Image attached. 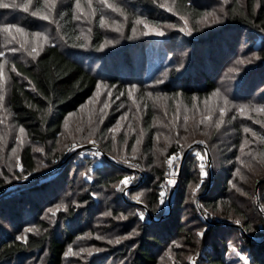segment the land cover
<instances>
[{
  "label": "trees",
  "instance_id": "trees-1",
  "mask_svg": "<svg viewBox=\"0 0 264 264\" xmlns=\"http://www.w3.org/2000/svg\"><path fill=\"white\" fill-rule=\"evenodd\" d=\"M201 1L203 0H174L172 5L174 14L163 10L154 0H124L121 9H124L130 18L139 16L155 27L173 23L176 16L186 18L194 24L210 9L208 4ZM230 5L224 9L225 22L215 29L207 30L201 36L192 38L171 32L168 36L157 39L126 41L119 47L106 50L101 47L105 44L100 23L101 14L96 12L91 28L87 30V37H83L73 18L74 0L58 1L56 16H53L51 24L32 16L30 9V12L26 13L22 8H0V25L14 24L23 28L27 34L42 32L46 28L52 39L51 43L38 51L39 54L35 55V58L26 56L20 59L14 56L10 61L11 68L15 66L16 69L11 70L13 74L11 73L9 77L7 96V114L11 122L17 128L24 129L23 132L31 143L41 146L46 152H52L55 150L66 117L76 113L100 84H106L115 90H123L133 85L141 91L151 89L168 98H180L185 105L192 107L195 100L197 102L205 100L223 85L225 69L232 66L243 54L237 53L244 42L243 34L251 36L253 41L264 36V0H242L241 5L234 1ZM129 26L130 24L125 28V37L129 36ZM255 48V54L258 56L256 63L247 66L244 72L236 77L235 82L229 85L231 90L228 95L239 104L245 102L264 104V42ZM142 120V128L146 133L142 152L149 157L154 141L153 116L149 109L145 111ZM255 135L257 144L264 150L262 142L264 129L257 130ZM195 136L203 139L206 134L200 131L195 135L189 130L188 136L176 139L174 145L177 147L190 145ZM224 140L231 142L234 149H238L239 136L227 137ZM222 143V137L218 141L215 138L209 140L211 156L214 157V150H220L224 159H230L234 155L229 156L225 143ZM177 147H171L167 157L173 153L177 154L179 151ZM104 149L109 151L108 146ZM190 156L188 155V158ZM19 161L23 180H30L52 170L38 172L29 147L21 150ZM72 163L74 162H70L69 166L65 164L61 168L63 171L60 169L42 179L17 184L14 189L0 196V225L6 227L5 229L0 227V264H13L26 256L33 257L39 253H45L42 264H62L65 249L79 230L78 225L98 203L93 196L97 193L95 189L98 187L108 189L122 180L119 170L110 173L113 167L111 165L108 168L111 171L105 169L95 171L93 187L88 186L85 192L77 187L79 191L75 197L77 206H71L65 214L58 215L60 228L57 230L49 228L47 223L39 220L41 228L37 234H27L26 242L16 240L12 232L10 234V229L16 231L24 226L30 217L38 219L44 208L54 205L63 199L68 191L74 190L72 180L69 178L65 180L69 175V169L73 167ZM50 164V167L55 166ZM192 167L191 159L184 163L181 189L166 220L157 222L149 217L141 220L135 215L131 218V222L138 223V227L137 235L131 242L134 247L130 250L128 264H156L155 249L168 244L171 239L180 238L191 245L193 238L187 233L182 216L187 208L184 206L186 208L183 209V197L192 179ZM230 169L231 167L224 163L219 164V170L224 171L226 175L230 174ZM224 172H216L220 178L215 184L216 194L204 195L207 186L202 187L199 197L200 208L212 209L215 215L221 206L225 211L219 214L226 219L225 221L229 217L226 210L234 209L235 216L239 217L243 229L248 232L250 220L247 215L241 214L235 203L228 200L235 192L226 193L228 179L222 176ZM73 174L72 172L71 176ZM162 177V174L159 175L157 182L148 185L153 191L146 197V206L156 219L162 217V213L156 208ZM7 186L6 179L0 174V192ZM113 200L119 202L121 198L115 197ZM134 208L129 204L120 206L124 212ZM191 212L194 213L192 210ZM193 219L197 221L196 218ZM232 222L229 219L225 223L232 225ZM227 230L230 228L222 227L218 221L211 222L204 240V264H226L220 251H223V254L226 252L224 232ZM235 233H239L248 247L256 248L253 263L264 264L262 236L257 232L244 235L241 230H235ZM120 251L117 255L124 254L123 250Z\"/></svg>",
  "mask_w": 264,
  "mask_h": 264
},
{
  "label": "rangeland",
  "instance_id": "rangeland-1",
  "mask_svg": "<svg viewBox=\"0 0 264 264\" xmlns=\"http://www.w3.org/2000/svg\"><path fill=\"white\" fill-rule=\"evenodd\" d=\"M123 1L108 0V3L121 10L119 12L105 7L102 0H91V8H89V0H79L83 13L79 12L74 4L73 17H79L74 19V22L81 35L87 37V30L91 28V22L98 11L105 18V23L102 26L105 39L102 49L105 50L119 47L126 41L131 42L145 38L157 39L168 36L171 32H178L185 37L193 38L205 34L209 29L221 26L225 22L224 9L231 6L232 2L242 4V0H227V2L225 0H203L201 2L208 4L210 9L194 24H191L186 18L181 19L180 16L174 15L176 17L173 18V23L158 27L164 33L163 35L154 33L146 35L143 25H135L136 30L133 31V22L136 17L130 18L128 13L121 9V4H124ZM154 1L159 5L166 3L169 8H172L174 2V0ZM2 2L10 4L12 0H2ZM16 2L26 3L28 0H16ZM30 5L29 9L32 12L35 10V0ZM42 5L43 0H41L40 6L42 7ZM93 9L95 14H92ZM56 10L51 13L50 20L40 19L51 24L53 16H56ZM163 10L174 14L173 9L169 11L163 8ZM43 11L46 12L47 9H43ZM128 24H130V33L128 37H125V28ZM168 25L172 27H168ZM117 26L120 27L119 31L115 30ZM46 30L45 28L40 32L48 38L46 42L41 41L40 38L34 39L31 34L26 33L29 50L36 47L39 51L46 44L52 42ZM12 34L17 37V40L8 43L7 41L11 40V37L7 33L0 32V52L4 53V56H0V66H2L3 71V79L0 80V95L4 97L0 101V174L6 179L8 185L0 192V196L14 189L15 185L29 181V179L23 180L21 178L22 169L20 166H16L17 164L20 165V161L15 159V157L20 156L21 150L25 147L31 149L38 172L52 169L40 175L42 177L59 171L65 164L69 166V163L73 161L74 163L71 164L73 167L69 169V175L66 176L65 180L68 178L72 180L74 190L68 191L64 198L54 205H48L44 208L38 219L30 217L26 220V224L16 231L10 229V234L12 232L15 238L21 234L24 236L29 233L37 234L41 228L40 222L38 223L39 220L47 223L49 228L56 230L60 228L58 215L60 213L65 214L71 206H77L75 204V197L79 192L77 187H80L82 192H85L88 186L93 187L95 171H103L104 169L111 171L108 169L111 165L113 167H111L110 173L119 170L122 180L111 185L108 189L105 187L95 189L97 193L93 196L98 200V203L78 225L79 230L74 234L73 241L65 249L66 253L71 248L72 254L65 255L64 253L62 264H128L130 250L134 247L131 242L137 235L138 227V223H132L131 218L135 215L143 220L152 216V212L146 206L147 194L153 191L149 186L157 182L159 175H163L159 185L161 187L160 193H164L163 203L159 197V203L156 206L158 212L162 213V217L160 219L155 218V221L166 220L172 212L175 199L181 189L180 181L184 163L191 159L193 165L192 179L183 197V209L186 208L184 206L187 208L182 216V222H184V227L187 228V233L192 236L193 241L190 243L191 245H188L183 239H171L168 244L155 249L156 264H192L193 261L195 264H204V240H206V232L212 221H218L222 227L230 228L224 232L226 252L223 254L224 252L220 251L225 263L254 264L253 258L256 248L248 247L245 240L239 233H235V230H241L244 235H248L249 232L252 234L257 232L264 239V182L258 185L264 179V157L260 155L264 153V150L257 144L255 135L257 130L264 129V112L253 111L257 108L264 109V104L257 102L239 104L233 101L228 93L231 90L229 85L235 82L236 77L244 72L247 66L255 64L258 60L255 47L264 42V36L253 41L251 36L243 34L244 42L237 51L238 54L241 52L243 54L232 66L225 69L222 78L223 85L219 86L205 100L200 102L195 100L192 107L185 105L180 98H168L151 89L141 91V89L135 88L133 90L130 86L123 90H115L106 84L98 85L91 98L76 113L66 117L62 132L56 141L55 150L46 152L41 146L31 143L24 132H20V128L13 125L7 114L9 77L12 73L10 61L14 56L20 59L29 56L17 42L23 41L25 37H21L15 32V29H12ZM12 48L17 49V51H11ZM129 92L132 93L131 97ZM220 107L225 108V114L222 118L224 122L217 129L215 123L221 119ZM238 108H244V113L237 111ZM148 109L153 116L154 136L149 157L142 152V145L146 136L142 128V119ZM185 116L188 117L187 121L184 119ZM205 117H210V119L204 120ZM244 128H248L250 131L244 132ZM189 130L193 131L195 135L201 131L206 134V137L201 139L195 136L193 142L190 145H184V147L174 145L176 139L187 137ZM207 136L209 137L207 138ZM234 136H239L240 140L237 150L234 149L231 142H224L225 138ZM221 137L223 139L222 144L225 143L229 156L234 155L230 159H224L220 150H214V157L211 156L208 147L209 140L215 138L218 141ZM89 144L96 146L97 149H85L84 146ZM194 144H199V146L189 151L183 159L185 152ZM242 144H244L243 149L241 148ZM105 146H108L109 151L104 149ZM171 147L179 149L174 161L175 167L167 163L169 158L167 152ZM204 147L207 148L210 156L209 164ZM196 148L198 149L196 150ZM13 149H15V156H13ZM162 149L163 151H161ZM97 152L100 155H94ZM199 154H203L205 157L203 166L206 175H201L202 162L199 159ZM188 155L191 156L188 158ZM253 156H256L257 159L254 160ZM237 157L240 159L238 160ZM50 163L56 167H50ZM220 163L231 167L230 174L226 175L224 171L219 170ZM61 170L63 171V169ZM238 171L240 175L244 176L243 180L237 174ZM72 172L74 173L73 176H71ZM216 172H224L222 176L228 179L226 193L235 192L233 197L231 195V199L228 200L233 201L236 209L241 214L247 215L250 220L248 232L243 229V223L239 217L235 216L234 209L228 208L226 210L229 212V217L225 221L226 219L220 216L225 211L221 206L218 207L219 210L215 215L212 209L200 208L199 197L204 185L207 186L204 195L217 193L215 184L220 178ZM40 176L33 177L30 182L37 178L42 179ZM126 176L130 177V180L121 183ZM170 179L174 180L175 183L169 184ZM115 197L121 198V200L119 202L116 200V202L113 200ZM123 204L134 206L135 211H122L120 206ZM106 213H110V215H106ZM193 218H196L197 221H193ZM229 219L233 221L232 225L225 223ZM237 220L240 222L236 223ZM0 227L6 228L2 224ZM25 229H31V231H25ZM198 232H203V235L198 236ZM129 233L132 234L129 235ZM116 240H119V243H116ZM81 249L84 251H80ZM120 250L124 251L123 255H117L118 252H121ZM44 258L45 253H39L34 254L33 257L26 256L23 260H18L13 264H42Z\"/></svg>",
  "mask_w": 264,
  "mask_h": 264
},
{
  "label": "snow or ice",
  "instance_id": "snow-or-ice-1",
  "mask_svg": "<svg viewBox=\"0 0 264 264\" xmlns=\"http://www.w3.org/2000/svg\"><path fill=\"white\" fill-rule=\"evenodd\" d=\"M225 2H227V0H225ZM33 3V0H28V2L26 3H17L16 0H12V3H3L2 0H0V8H22L24 12H29V5ZM102 3L104 4L105 7L107 8H111L113 11H121L119 8H117L115 5L111 4V3H108V0H102ZM41 4V0H35V10L31 12V15L34 16V17H39L43 20H50L51 19V13L53 12V10L56 9L57 7V0H43V5L42 7L40 6ZM74 4H75V8L83 13V9L81 8V5L79 3V0H74ZM92 5H91V0H89V8H91ZM160 7L162 8H166L167 10L169 11H172V8H169L168 5L166 3H162L160 5ZM43 9H47V11H43ZM92 14H95V10L93 9V12ZM121 14H123L121 12ZM74 19H78L79 17H76L74 16L73 17ZM181 19H184L183 17H181ZM54 22V21H53ZM100 23H101V26L104 25L105 23V18L103 15L100 16ZM134 26H133V31H135V25H143L144 29H145V33L144 34H149V33H154L156 35H163L164 33L158 28V27H155V26H152L149 24V22L146 20V19H143L141 17H136V19L134 20L133 22ZM168 27H172L171 25H168ZM12 29H15V32L18 33L21 37H25V39L23 41H17L18 43H20V47L24 49V51H26L28 53L29 56H32L33 58H35V55H38V51H37V48L36 47H32L31 50L28 49L27 47V34L25 33V30L17 25H14V24H3V25H0V32H3V33H7V35L9 37H11V40H8L7 42L8 43H11L12 41H15L17 40V37L14 36L12 34ZM116 31H119L120 30V27L117 26ZM32 37L35 39V38H40L41 41L43 42H46L47 41V37H45L43 35V33H40V32H34L31 34ZM108 43H111V41H108ZM101 47H103V45H101ZM11 51L15 52L17 51V49L15 48H12L10 49ZM0 56H4V53L3 52H0ZM13 71H16L15 69V66H13ZM3 79V71H2V66H0V80ZM132 89L135 90V86L133 85L132 86ZM132 93L129 92V96L131 97ZM4 99V97L2 95H0V101H2ZM193 99L195 100V97H193ZM220 111V116H221V119L217 120L216 123H215V127L217 129H219V127L221 126V124L224 122L223 121V116L225 114V108L224 107H220L219 109ZM237 111L241 112L242 114L244 113L245 109L244 108H238ZM253 111H257V112H264V109H253ZM101 119H103V117L101 116ZM185 121L188 120V117L185 116L184 117ZM210 119V117H205L204 120H208ZM203 123V121H201ZM187 130V129H186ZM24 129L21 128L20 129V132H23ZM250 130L248 128H244V132H249ZM17 139H19V137H17ZM167 139V138H166ZM94 142V141H93ZM262 142H264V138H262ZM200 143H203V141H200ZM241 148L243 149L244 148V144L241 145ZM37 151H39V149H37ZM163 151V149L161 150ZM94 155H100L99 152L95 153ZM261 157H264V153H261L260 154ZM13 156H15V149H13ZM176 154L173 153L168 159H167V163L172 166V167H175V164H174V161L176 159ZM254 160L257 159L256 156H253L252 157ZM15 159L18 161L19 160V157H15ZM199 159L201 160V175H206V173L204 172V166H203V160L205 159L204 155L203 154H199ZM237 159L239 160L240 158L237 157ZM241 163H243V161H241ZM17 167H19L20 165L17 164L16 165ZM245 166H249V165H245ZM238 175H240L239 171L237 172ZM240 178L241 180L244 179V176L243 175H240ZM89 179H91V177H89ZM130 180V177H125L123 181H121V183H125L127 181ZM169 184H174L175 181L174 180H169L168 181ZM197 187H199V185H197ZM164 196V193L161 192L160 193V197H161V203H163V199L162 197ZM106 215H110V213H106ZM122 218V217H121ZM240 221L237 220L236 223H239ZM25 231H31V229H25ZM132 233H129V235H131ZM198 236H202L203 235V232H198L197 233ZM16 240L18 241H25L26 242V237L21 234V235H18L16 236ZM116 243H119V240H116L115 241ZM234 250V249H233ZM80 251H84V249H81ZM69 254H72V249L69 248L68 251L65 253V255H69ZM241 259H244V257H241ZM192 264H195V262L193 261Z\"/></svg>",
  "mask_w": 264,
  "mask_h": 264
},
{
  "label": "water",
  "instance_id": "water-1",
  "mask_svg": "<svg viewBox=\"0 0 264 264\" xmlns=\"http://www.w3.org/2000/svg\"><path fill=\"white\" fill-rule=\"evenodd\" d=\"M199 146V144H194V145H192L190 148H188V150L185 152V154H184V157H183V159L186 157V155H187V153L189 152V151H191L192 149H194L195 147H198ZM84 148L85 149H97V147L96 146H94V145H92V144H89V145H86V146H84ZM204 149H205V152H206V158H207V162H208V164L210 163V156H209V153H208V150H207V148L206 147H204ZM40 177H42V176H40ZM27 182H30V180L29 181H27ZM264 182V179H262L259 183H258V185L259 184H261V183H263ZM171 201V200H170ZM258 208H259V206H258ZM152 219H154L155 220V218L153 217V216H150Z\"/></svg>",
  "mask_w": 264,
  "mask_h": 264
}]
</instances>
